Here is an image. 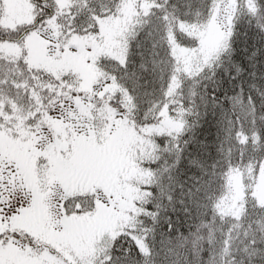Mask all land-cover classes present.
<instances>
[{"label":"snow or ice","instance_id":"6c2138e0","mask_svg":"<svg viewBox=\"0 0 264 264\" xmlns=\"http://www.w3.org/2000/svg\"><path fill=\"white\" fill-rule=\"evenodd\" d=\"M0 264H264V0H0Z\"/></svg>","mask_w":264,"mask_h":264}]
</instances>
